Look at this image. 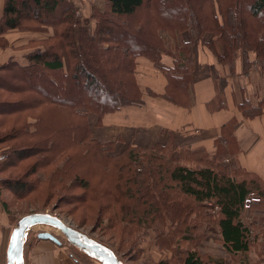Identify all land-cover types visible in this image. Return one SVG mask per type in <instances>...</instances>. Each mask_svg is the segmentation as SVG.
I'll return each instance as SVG.
<instances>
[{
    "label": "trees",
    "instance_id": "16d2710c",
    "mask_svg": "<svg viewBox=\"0 0 264 264\" xmlns=\"http://www.w3.org/2000/svg\"><path fill=\"white\" fill-rule=\"evenodd\" d=\"M75 1L3 0L0 49L9 46L6 33L13 30L47 36L15 45V53L0 63V150L7 147L0 154V173H8L0 178V197L3 191L26 195L36 190L40 181L33 176L38 169H50L63 150L73 148L71 152L80 154L97 150L111 169L119 167L116 179L127 174V188L124 204L119 203L120 194L110 193V202L97 206L95 226L130 233L134 224L150 228L152 223H168L171 231L157 233L155 224L153 228L157 241L166 236L173 245L182 240L201 242L204 236L191 232L206 223L217 227L229 254L259 246L255 240L264 235L260 226L264 219L258 217L264 211V178L241 168L234 159L221 164L220 142L215 155L202 149H176L170 139L151 147L129 144L119 153L108 154L102 142L92 137L88 118L100 122L123 107L143 103L135 76L139 57L165 75V97L177 104L182 102L175 93H191L196 44L206 46L231 72L238 57L245 76L256 64L264 71V0H96L85 20ZM163 56L170 58V65L163 63ZM215 87L219 96L207 103L211 111L224 105L220 96L227 87L225 77L217 79ZM189 100L190 95L187 106ZM238 106L246 118L262 115L264 94L257 105L244 98ZM46 118L48 123L41 127ZM233 125L234 120L229 121L221 134L231 154ZM59 137L65 147L61 151L56 143ZM17 167L19 173L11 171ZM59 171L48 179L66 176ZM238 174L242 179L236 178ZM74 179L83 193L69 195L65 192L71 185L62 186L56 195L64 203L84 205L88 199L99 203L103 194L80 177ZM252 193L259 202L244 209L243 201ZM209 202L219 207L216 213H205ZM185 254L182 264H211L197 249Z\"/></svg>",
    "mask_w": 264,
    "mask_h": 264
},
{
    "label": "crops",
    "instance_id": "0c3cea01",
    "mask_svg": "<svg viewBox=\"0 0 264 264\" xmlns=\"http://www.w3.org/2000/svg\"><path fill=\"white\" fill-rule=\"evenodd\" d=\"M2 3L3 0H0V14ZM13 32L16 30L8 32L6 37ZM17 36L26 41L30 38H44L47 35L21 32ZM193 53L195 69L191 77V93L182 91L175 93L182 104L165 97L167 84L165 75L150 60L144 57L137 58L135 76L143 91V103L139 106L123 107L105 115L96 125L97 129L104 130L101 137L97 135V139L107 140L104 142L114 146L121 143L122 145L118 147L129 144L151 147L167 143L170 139L176 149H202L209 155L217 153V142H220L221 163L227 164L234 159L241 168L264 178V113L249 119L238 106L244 98L250 99L255 105L258 104L264 94L262 93L264 71L260 64H256L245 76L242 73L240 58H237L231 72L228 66L220 65L211 51L202 44H196ZM11 54L12 52L8 50L0 52V63ZM162 61L166 65L171 64L167 56H163ZM221 76L227 80L225 93L220 96L224 105L218 110L211 111L207 103L219 96L215 81ZM188 95L190 104L187 106L185 103ZM231 120H234L232 129H229L235 146L233 154L227 150L229 144L221 138L224 126ZM216 233L211 234V241L208 240L202 245L203 249L210 250L211 255L205 251L209 254L211 264H262L264 256L263 259L257 257V251L250 250L246 253L238 251L229 254L222 245L219 230ZM49 248L47 251L40 249L37 253L32 251L26 256L24 254L25 264H77L68 254L67 258L58 256L60 249L56 251L54 247ZM6 249V244L4 250L0 249V264H6Z\"/></svg>",
    "mask_w": 264,
    "mask_h": 264
},
{
    "label": "rangeland",
    "instance_id": "374dc122",
    "mask_svg": "<svg viewBox=\"0 0 264 264\" xmlns=\"http://www.w3.org/2000/svg\"><path fill=\"white\" fill-rule=\"evenodd\" d=\"M95 1L96 0L75 1V3L78 4L80 7L83 20L89 17L91 5H93ZM21 32L22 31L16 30V32L9 34V36H7L9 46L3 50H8L9 52H12V54L15 53L14 50L16 49H13L15 45H18L24 41L23 38L19 39L20 36H17ZM3 50L0 49V52H2ZM18 52L21 53V51ZM88 119L91 124L92 137L97 138V135L98 137H101L104 130L97 129L98 127H96V125L99 120L96 117H89ZM47 123L48 118L44 120L41 127ZM61 140L62 138L59 137L56 142L57 148H59L60 151L61 148L64 146V143ZM104 141L107 140H101V142L103 148L109 152L108 154L119 153L126 147H118L122 145L121 143L116 144V147L109 146L110 143H105ZM6 148L7 147H3L2 150H0V154ZM62 149H65V147H63ZM71 150L74 151L75 149L71 148L66 150L65 152L63 150L60 153V157H58V159H56V161L52 163L50 169H47V167L38 169V172L35 174V176H33L34 179L37 177L39 179L38 181H40L38 182L39 184L36 190L29 191V193H27L26 195H21L20 193H18L17 195H13L8 191L2 192V196L0 197L1 250H4L5 244L7 247L10 233L12 229L16 226L17 221L22 216L32 212H49L51 214L57 215L71 226L85 232L91 238L102 242L113 250H117L118 255L127 264H182L186 255L185 253L188 250L192 249H197L199 253H202L207 256H204L205 258H209L210 250L203 249L202 245H204L205 242L208 240L211 241V234L215 235V233L218 231L215 225H207L206 223L205 225H200L201 222H196L198 223L197 226H200L196 227L191 232V234L193 236L203 235L204 238L202 239V241L193 244L191 241L182 240L180 242H175L173 245H170L168 243V239L166 236H163L162 238H160L159 241H157V233L164 232L166 229H168V231H171L168 223L166 225H162V223L160 222L159 224L152 223L153 225L155 224L157 233L155 232L153 225H151L150 228H143V226H137L134 224L133 227L130 228V233H124V231L118 232V230H108L104 226L103 228L95 226L96 224L94 214H98L97 206H101V203H103L104 201H109V197L110 195H112L110 193H115L116 195L120 194L119 203L124 204L126 202L124 199V191L127 188V185L125 184L127 174L124 173L121 178L116 179V177L121 173L119 167H116L115 170L111 169L108 166V162L104 158H101L97 150H90L88 153L83 151L81 152L82 154L77 152H71ZM23 164L27 163L24 162ZM221 164L226 165V162H222ZM227 164L230 163L227 162ZM56 169H59L60 173L66 172V176H64L65 174H60L58 176L50 177V179H48V177L51 176L50 174ZM11 171H13L14 173H19L20 167H17V169ZM7 176V172L0 173V178H6ZM74 177H80L82 181H87L90 186L96 190V193L104 195L101 199H99V203L89 201L90 199H88L84 205L79 203L78 206L71 203H64V201L61 199V196L56 195V193H58V189H60L62 186L67 188L69 185H71V189L66 191L65 193L69 195L72 193V195L82 194L83 192L81 188H79L81 183H77ZM236 178L242 179L240 174H238ZM74 180L75 183L72 184ZM62 183L64 184L62 185ZM108 193L109 195H106ZM3 202L7 204V207L3 206ZM90 205L92 207H88ZM93 205L96 207H93ZM91 209L95 213H93ZM256 209L260 208L258 207ZM207 212L213 214L217 211L211 208V206L207 203L205 213ZM258 217L264 219V211H262L258 215ZM247 221L250 222L251 219H247ZM253 221L254 220H252V222ZM260 226H264V221L260 223ZM41 232H49L53 234L57 239L61 241L62 248L56 247L58 245H56L52 241H45L39 243L38 241H41V239H39L37 235ZM255 241L259 246H254L251 250L254 252L257 251V257L260 256L263 259L264 242H259L257 240ZM26 244L27 245L25 247V256L31 253L32 251L37 253L40 249L41 251H47L46 249H50L49 247H51V249H53L54 247L56 251H59V249L61 250L58 256L61 255V257L67 258L68 254V256L71 257V259H73L77 264H99L97 261L86 257L77 248L71 246L59 231L47 226L32 227L28 234ZM205 250H207L209 254ZM262 264H264V259Z\"/></svg>",
    "mask_w": 264,
    "mask_h": 264
},
{
    "label": "water",
    "instance_id": "95a60500",
    "mask_svg": "<svg viewBox=\"0 0 264 264\" xmlns=\"http://www.w3.org/2000/svg\"><path fill=\"white\" fill-rule=\"evenodd\" d=\"M34 226H47L59 231L71 246L99 264H125L118 258L112 248L91 238L85 232L49 212H32L22 216L17 221L9 236L6 264H25V243L31 228ZM37 237L41 240L52 241L58 246L62 244L59 239L49 232L38 233Z\"/></svg>",
    "mask_w": 264,
    "mask_h": 264
},
{
    "label": "built area",
    "instance_id": "2783aa9c",
    "mask_svg": "<svg viewBox=\"0 0 264 264\" xmlns=\"http://www.w3.org/2000/svg\"><path fill=\"white\" fill-rule=\"evenodd\" d=\"M257 202H259V197L252 193L244 199L243 208L248 209L252 203H257ZM208 205H210L211 208H213L215 211L219 210V207L211 202H209ZM256 240L259 242H264V235H258Z\"/></svg>",
    "mask_w": 264,
    "mask_h": 264
}]
</instances>
